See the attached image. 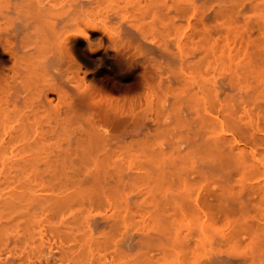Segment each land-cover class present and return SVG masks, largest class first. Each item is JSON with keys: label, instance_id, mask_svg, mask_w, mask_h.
<instances>
[{"label": "bare ground", "instance_id": "obj_1", "mask_svg": "<svg viewBox=\"0 0 264 264\" xmlns=\"http://www.w3.org/2000/svg\"><path fill=\"white\" fill-rule=\"evenodd\" d=\"M0 264H264V0H0Z\"/></svg>", "mask_w": 264, "mask_h": 264}]
</instances>
